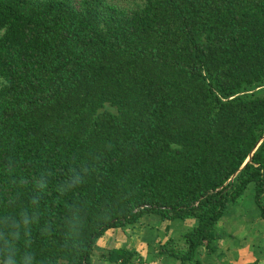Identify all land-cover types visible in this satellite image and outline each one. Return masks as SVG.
Listing matches in <instances>:
<instances>
[{"label":"trees","instance_id":"16d2710c","mask_svg":"<svg viewBox=\"0 0 264 264\" xmlns=\"http://www.w3.org/2000/svg\"><path fill=\"white\" fill-rule=\"evenodd\" d=\"M263 133L264 0H0V264H92L136 226L202 264L249 187L264 220Z\"/></svg>","mask_w":264,"mask_h":264},{"label":"crops","instance_id":"0c3cea01","mask_svg":"<svg viewBox=\"0 0 264 264\" xmlns=\"http://www.w3.org/2000/svg\"><path fill=\"white\" fill-rule=\"evenodd\" d=\"M150 222L156 224L155 219L153 220H149ZM166 224H169L170 227V234H172L173 236L177 237L183 233L188 226H186L183 223L177 222V221H172V222H167V223H162L160 225V230L158 231V235H157V239H161L162 240L164 238H166L164 236V232H163V228L166 226ZM217 224H220L221 226H225V223L223 221V219L221 218ZM228 231H226V233L230 234V236L224 237L222 238V240H220V244L218 245V247L216 248V250L211 253L208 254L206 253V251L204 249L201 250L202 254V264H222L223 260L225 259L228 263L230 264H240V263H234L239 257H242V254H247L249 251H253L259 249V243H258V236H260V233H258L257 230H253L252 228L249 230V228H244L242 229V222L240 223V225L238 227L232 228L231 226H228ZM127 233V236H130V233H133L130 237L128 241H123L125 244L124 245H129V248L134 249L137 252V258L138 259H143L142 257L145 256L144 254V250L143 248L148 244V243H153V230H151V228H145V227H141V226H136L132 232L127 231L125 232ZM143 235L145 236H150V242L149 240H144V238H141ZM105 234V233H104ZM120 235L123 234V231L120 230ZM111 237L112 236H117L116 233L114 231L111 230L110 233ZM110 235H106L105 237H103V239L101 241H99L98 243H96L95 248H98V252H102V254H104L106 252L105 249L109 248L110 246H108V242H105L104 240L107 239L108 240V236L110 237ZM103 236V235H102ZM236 237L240 238V242L239 240H237L235 243H233V239H235ZM156 238V237H155ZM175 239V243L179 244L181 243L179 240L180 239ZM117 244H122V242H118ZM103 247V248H100ZM117 247V246H115ZM147 247V246H146ZM95 250V249H94ZM263 254V253H262ZM152 258L155 259H159L158 261H155V264H176V262H174L172 259L169 258H164L162 259V257H160V255H157L154 251L151 254ZM136 258V259H137ZM104 264H114L111 262H108L106 260H103ZM252 261H257L259 264H264V262H260L259 260H256L253 258ZM161 262V263H160ZM256 262V264H258ZM134 264H137L136 262H134Z\"/></svg>","mask_w":264,"mask_h":264},{"label":"rangeland","instance_id":"374dc122","mask_svg":"<svg viewBox=\"0 0 264 264\" xmlns=\"http://www.w3.org/2000/svg\"><path fill=\"white\" fill-rule=\"evenodd\" d=\"M114 1L120 5L123 6H130L132 3V0H110ZM264 203V201H263ZM222 219L225 223V226H221L220 224H217V227L221 229L223 232L226 233L228 231V226H231L232 228L238 227L240 223L242 222V229L244 228H249V230L252 228L253 230H257L258 233H260V236H258V243H259V249L256 248V250L249 251L247 254H242V257H239L235 259L236 261L234 263H240V264H252L254 259L259 260L260 262H264V220L260 217V208L256 204L254 200V194H253V189L249 187L244 195L238 199L235 203L230 204L226 211L224 212ZM111 230L116 233L117 236H112L110 235ZM107 230L103 236H101L96 243L101 241L103 237L106 235L108 236V240L105 239L104 241L108 242L109 248L105 249L106 252L110 248H121V247H128L129 245H124L125 243L123 241H128L129 237L133 234L130 233V236H127V233L123 232L122 235H120V228H115ZM122 231V230H121ZM251 231V230H250ZM141 238H144V240H149L150 242V236H145L142 233ZM222 240V239H221ZM237 240L240 242V238L236 237L233 239V243H235ZM118 242H122V244H117ZM153 243H148L144 248V254L142 258V264H155V261H158L159 259H153L151 254L153 253ZM96 246V245H95ZM117 246V247H115ZM100 248H103L100 246ZM129 248V247H128ZM98 248L96 247L94 252L92 253V256L90 258L92 264H104L103 259L100 258L102 252H98ZM105 252V253H106ZM263 253V254H262ZM257 262V261H256ZM161 263V262H160ZM258 263V262H257ZM164 264V262H163ZM222 264H230L228 263L225 259L223 260ZM259 264V263H258Z\"/></svg>","mask_w":264,"mask_h":264},{"label":"water","instance_id":"95a60500","mask_svg":"<svg viewBox=\"0 0 264 264\" xmlns=\"http://www.w3.org/2000/svg\"><path fill=\"white\" fill-rule=\"evenodd\" d=\"M263 138H264V133H263L262 136L257 140V142L255 143V145H254L252 151H253V150L259 145V143L263 140ZM252 151H251V153L248 155V158L246 159L245 162H247V161L250 160V158H251V154H252ZM239 170H240V169H239ZM235 174H236V172L231 176V178H232Z\"/></svg>","mask_w":264,"mask_h":264}]
</instances>
